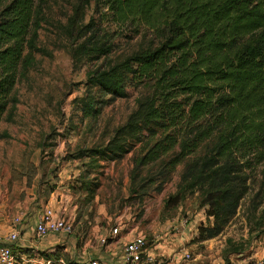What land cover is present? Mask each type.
Instances as JSON below:
<instances>
[{"label":"trees","instance_id":"obj_1","mask_svg":"<svg viewBox=\"0 0 264 264\" xmlns=\"http://www.w3.org/2000/svg\"><path fill=\"white\" fill-rule=\"evenodd\" d=\"M49 1L0 0V124L16 103L28 56L40 51ZM64 1L70 11L60 29L75 61L118 53L87 76L85 97L74 101L81 118L96 117L98 105L126 98L129 89L137 93L107 145L72 158L115 162L137 150L132 178L156 167L159 187L183 166L181 192L199 191L213 219L198 228L201 240L222 232L256 182L264 202V0ZM92 6L95 16L84 20ZM96 188L81 182L90 191L86 204ZM35 254L50 264H82L60 247L19 252Z\"/></svg>","mask_w":264,"mask_h":264},{"label":"rangeland","instance_id":"obj_2","mask_svg":"<svg viewBox=\"0 0 264 264\" xmlns=\"http://www.w3.org/2000/svg\"><path fill=\"white\" fill-rule=\"evenodd\" d=\"M49 4L39 29L40 51L28 56L15 89L16 103L0 124V232H7L0 235L7 236L13 219L22 215L25 220L31 210L41 213L51 207L62 215L67 207L75 208L74 220H69L72 233L63 235L47 254L60 247L82 260L85 245L99 244L91 234L96 224L108 230L116 226L118 246L144 235L146 251L156 264L264 262V202L256 195L257 182L222 232L201 240L198 228L211 227L213 219L201 205L199 191L181 192L183 166L159 187L156 167L132 178L137 150L115 162L72 158L78 150L106 146L134 111L137 93L129 89L126 98L98 105L96 117L81 118L74 101L85 97L87 76L118 53L94 62L75 61L70 40L60 29L63 12L70 8L64 0ZM83 15L84 20L95 16L94 7H85ZM81 182L97 186L88 204L90 191L79 189ZM100 210L105 215H99ZM11 249L15 255L20 252L17 245Z\"/></svg>","mask_w":264,"mask_h":264},{"label":"built area","instance_id":"obj_3","mask_svg":"<svg viewBox=\"0 0 264 264\" xmlns=\"http://www.w3.org/2000/svg\"><path fill=\"white\" fill-rule=\"evenodd\" d=\"M23 225L22 215L13 219L12 228L7 237L0 243V264H50V261L40 259L35 254L34 257L28 258L24 255L14 254L11 246L19 245L21 241L20 229ZM72 233V223L58 215L51 207H46L44 211L39 213L36 223L33 227V235L36 240L62 234L69 235ZM119 234V229L115 226L111 230V236L116 237ZM112 237V238H113ZM110 237L102 238L99 243L101 246L108 244ZM146 240L142 234L132 236L121 247L120 264H156L151 253L146 251ZM189 255L185 254L184 258ZM40 259L39 262L36 259ZM82 264H107L99 258H87ZM254 264H264L263 261H256Z\"/></svg>","mask_w":264,"mask_h":264},{"label":"crops","instance_id":"obj_4","mask_svg":"<svg viewBox=\"0 0 264 264\" xmlns=\"http://www.w3.org/2000/svg\"><path fill=\"white\" fill-rule=\"evenodd\" d=\"M52 199L49 200V204L52 203ZM62 202L59 200V203ZM59 209V208H58ZM74 209L71 208H65L63 211V217L66 220H74ZM39 215V212L36 210H31L30 213H28V218L23 220V225L20 229V235H21V241L20 244L17 245L18 248H28L33 249L35 252H42L46 251L50 246H53L57 244L61 238H63L62 234L58 235H50V237H47L46 239L42 240H35L33 235V227L36 223L37 217ZM99 215H105L102 210L99 211ZM73 223V222H72ZM75 224H78V221L75 222ZM90 224V223H88ZM111 229L108 230V227L106 225L104 226H98L95 224L93 228L92 237H95V239H99V241L102 238L110 237L108 239V245L101 246L100 243L96 246H88L85 245L83 248V254L86 255L85 258H82V260H79L78 257L75 256V253L71 255L69 254L70 258L75 260L78 263H83L86 261L87 258L95 257L99 258L102 261L106 262L107 264H120V255H121V247L118 246L121 243V239L117 240V236L113 237L111 236ZM11 231V230H10ZM7 233V232H5ZM4 232H0V234H5ZM7 236H1L0 235V243L4 241V239ZM113 237V238H112ZM123 245V244H122ZM19 254V253H18Z\"/></svg>","mask_w":264,"mask_h":264}]
</instances>
